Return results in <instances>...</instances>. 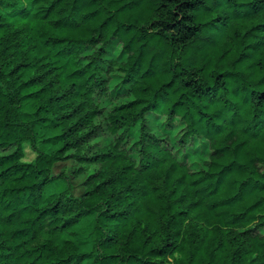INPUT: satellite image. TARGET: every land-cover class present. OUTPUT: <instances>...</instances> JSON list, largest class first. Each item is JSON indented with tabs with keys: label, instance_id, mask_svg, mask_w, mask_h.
Here are the masks:
<instances>
[{
	"label": "trees",
	"instance_id": "obj_1",
	"mask_svg": "<svg viewBox=\"0 0 264 264\" xmlns=\"http://www.w3.org/2000/svg\"><path fill=\"white\" fill-rule=\"evenodd\" d=\"M0 264H264V0H0Z\"/></svg>",
	"mask_w": 264,
	"mask_h": 264
},
{
	"label": "rangeland",
	"instance_id": "obj_2",
	"mask_svg": "<svg viewBox=\"0 0 264 264\" xmlns=\"http://www.w3.org/2000/svg\"><path fill=\"white\" fill-rule=\"evenodd\" d=\"M25 153H26L25 161H31L34 159L35 155L29 150L27 146H25ZM76 241L81 245L83 250L88 248V245H86L84 242L81 243L79 241V238H77Z\"/></svg>",
	"mask_w": 264,
	"mask_h": 264
}]
</instances>
